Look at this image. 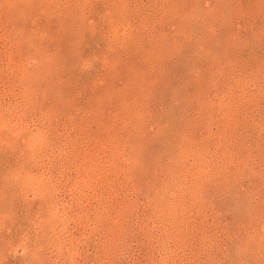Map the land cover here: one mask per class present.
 <instances>
[{"label":"rangeland","instance_id":"1","mask_svg":"<svg viewBox=\"0 0 264 264\" xmlns=\"http://www.w3.org/2000/svg\"><path fill=\"white\" fill-rule=\"evenodd\" d=\"M0 264H264V0H0Z\"/></svg>","mask_w":264,"mask_h":264}]
</instances>
